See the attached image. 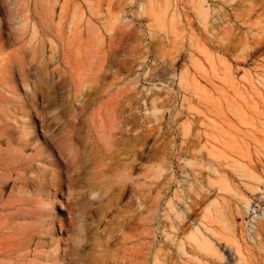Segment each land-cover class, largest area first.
<instances>
[{
    "label": "rangeland",
    "instance_id": "1",
    "mask_svg": "<svg viewBox=\"0 0 264 264\" xmlns=\"http://www.w3.org/2000/svg\"><path fill=\"white\" fill-rule=\"evenodd\" d=\"M239 263L264 0H0V264Z\"/></svg>",
    "mask_w": 264,
    "mask_h": 264
},
{
    "label": "bare ground",
    "instance_id": "2",
    "mask_svg": "<svg viewBox=\"0 0 264 264\" xmlns=\"http://www.w3.org/2000/svg\"><path fill=\"white\" fill-rule=\"evenodd\" d=\"M69 149H70V150H71V149L73 150V146H70ZM74 155H76V152L74 153ZM75 157H76V156H75ZM248 206H249V201H246V202H245V207L248 208ZM228 252H231V249H228ZM239 264H240V263H239Z\"/></svg>",
    "mask_w": 264,
    "mask_h": 264
}]
</instances>
